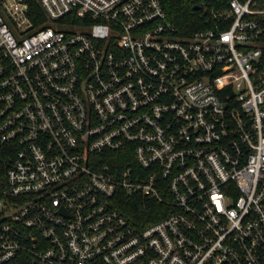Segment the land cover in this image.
<instances>
[{"label": "built area", "instance_id": "2783aa9c", "mask_svg": "<svg viewBox=\"0 0 264 264\" xmlns=\"http://www.w3.org/2000/svg\"><path fill=\"white\" fill-rule=\"evenodd\" d=\"M36 1L0 0V264H264V0Z\"/></svg>", "mask_w": 264, "mask_h": 264}, {"label": "trees", "instance_id": "16d2710c", "mask_svg": "<svg viewBox=\"0 0 264 264\" xmlns=\"http://www.w3.org/2000/svg\"><path fill=\"white\" fill-rule=\"evenodd\" d=\"M169 18L182 30H192L196 27V18L199 11L195 10L192 0H162ZM29 17L33 21V28H39L46 18L45 10L36 0H29ZM122 211L135 223L142 219L144 223L156 219L153 213L156 204L152 200H146L141 195H133L130 198L123 197L120 203ZM11 264H31L24 256L12 260Z\"/></svg>", "mask_w": 264, "mask_h": 264}, {"label": "water", "instance_id": "95a60500", "mask_svg": "<svg viewBox=\"0 0 264 264\" xmlns=\"http://www.w3.org/2000/svg\"><path fill=\"white\" fill-rule=\"evenodd\" d=\"M199 7V5L198 4H194V9H197Z\"/></svg>", "mask_w": 264, "mask_h": 264}]
</instances>
